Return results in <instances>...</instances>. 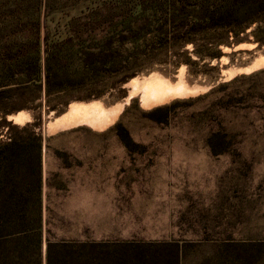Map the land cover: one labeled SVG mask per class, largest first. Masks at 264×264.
Listing matches in <instances>:
<instances>
[{
	"label": "rangeland",
	"instance_id": "obj_1",
	"mask_svg": "<svg viewBox=\"0 0 264 264\" xmlns=\"http://www.w3.org/2000/svg\"><path fill=\"white\" fill-rule=\"evenodd\" d=\"M171 14L168 0H0V195L31 199L39 178L45 237L104 245L87 251L96 264H264V43L257 41L264 38V11L198 73L185 64L156 65L111 92L100 81L47 94L48 49L57 50L53 62L61 49L76 67L70 39L76 48L100 42L108 22L184 20ZM37 71L29 86L8 84ZM179 83L189 93L144 99L149 84ZM91 93L100 97L79 99ZM230 97L231 107L221 110L220 100ZM74 103L101 105L109 115L99 123L55 124ZM168 106L169 117L153 113ZM25 125L41 136L46 153L38 155L30 140L4 146ZM222 127L237 131L238 141L213 153L207 137ZM77 146L91 160V201L70 200L67 177L45 182L43 175V156L52 173L69 167Z\"/></svg>",
	"mask_w": 264,
	"mask_h": 264
},
{
	"label": "trees",
	"instance_id": "obj_2",
	"mask_svg": "<svg viewBox=\"0 0 264 264\" xmlns=\"http://www.w3.org/2000/svg\"><path fill=\"white\" fill-rule=\"evenodd\" d=\"M168 1L171 15L175 17L179 11L184 20L108 22L102 26L101 38L98 39L100 42L76 48L77 45L70 39L74 50L72 55L77 56L76 67L63 60L65 55L61 49L53 56V62L52 55L57 50L54 49L55 52L51 55L48 49L45 69L47 94L50 95L56 87H77L79 84L92 86L100 81L104 82L105 90L111 92L113 88L122 86L131 78L153 70L156 65L176 70L185 64L198 73L201 66H209L214 59L221 57V45H231L230 38L233 34L235 36L244 30L256 20L255 15L259 11H264V0ZM241 14L247 15L245 20L251 21L235 23L227 20ZM89 26H92V31H96L99 25ZM218 30H222L225 35L221 38L216 36L214 33ZM257 41L263 44L264 38H257ZM36 73L38 76V71L29 72L23 79H17L14 75L8 84L29 86L38 80L34 76ZM216 89L217 87L211 89L208 94ZM95 97H100V94L91 93L79 99ZM221 101L222 99L219 106L221 110L231 107L233 103L231 97ZM238 101L244 103L246 97L242 95ZM157 112H165L169 117L171 108L158 107L153 113ZM22 131L23 135L19 137H8L4 146L30 140L29 144L40 155L43 148L41 136L27 125ZM238 134L237 131L222 127L209 134L207 145L212 148L213 153H223L237 143ZM12 191L22 193L18 186ZM32 192L31 199H24L22 196L18 198L8 193L0 195V264H96L87 251L104 245L45 237L42 185L39 178Z\"/></svg>",
	"mask_w": 264,
	"mask_h": 264
},
{
	"label": "crops",
	"instance_id": "obj_3",
	"mask_svg": "<svg viewBox=\"0 0 264 264\" xmlns=\"http://www.w3.org/2000/svg\"><path fill=\"white\" fill-rule=\"evenodd\" d=\"M62 149V148H61ZM74 149H78L76 150V152H78L79 154H82L84 152H86L84 149H86L85 147L82 146H77ZM63 150H59V152H62ZM42 152L46 153V149L42 148ZM73 152V151H72ZM75 155V156H70L69 157V167L67 168H63V167H54L52 170V173H50L47 170V165H48V158L47 156H43V164H44V178H45V182L48 179V176L53 175L55 177H59V178H68L69 179V184H71L72 186H74V194L72 196H70V200L72 201H91L92 200V193L87 192L86 187H87V180L89 178L92 177V173L90 168H88V165L90 163V157L86 156V155ZM52 159H54L55 163H62L64 160L63 156H55L52 157ZM59 164V165H60ZM63 184V183H62ZM66 184V183H64ZM90 185V184H89ZM55 190H57L55 188Z\"/></svg>",
	"mask_w": 264,
	"mask_h": 264
},
{
	"label": "bare ground",
	"instance_id": "obj_4",
	"mask_svg": "<svg viewBox=\"0 0 264 264\" xmlns=\"http://www.w3.org/2000/svg\"><path fill=\"white\" fill-rule=\"evenodd\" d=\"M134 87H137V83L133 82ZM151 90L157 91L151 92ZM146 93V95H145ZM164 93V94H162ZM187 94L189 93L188 88L186 85H183L181 83L172 86H166L165 88H158L155 85H148L146 89L144 90V99L147 101V99H151L152 102H160L164 101L166 99H169L172 96H176L179 94ZM109 112H107L104 107L101 105L92 104L90 106L81 105L74 103L71 105L69 111L62 115L55 124H73L76 122H92L93 119H96V122H102L103 118L108 116ZM50 130H55L51 126H49Z\"/></svg>",
	"mask_w": 264,
	"mask_h": 264
}]
</instances>
